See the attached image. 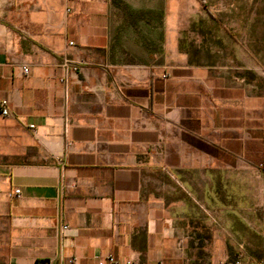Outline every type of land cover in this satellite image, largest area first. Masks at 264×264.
Masks as SVG:
<instances>
[{
    "label": "crops",
    "instance_id": "1",
    "mask_svg": "<svg viewBox=\"0 0 264 264\" xmlns=\"http://www.w3.org/2000/svg\"><path fill=\"white\" fill-rule=\"evenodd\" d=\"M182 1L0 0V264H264L251 0L194 27Z\"/></svg>",
    "mask_w": 264,
    "mask_h": 264
},
{
    "label": "rangeland",
    "instance_id": "2",
    "mask_svg": "<svg viewBox=\"0 0 264 264\" xmlns=\"http://www.w3.org/2000/svg\"><path fill=\"white\" fill-rule=\"evenodd\" d=\"M122 9H124L127 15L131 16V19L136 24L139 21H148L151 23L161 24L162 11L167 0H114ZM203 1V2H202ZM188 0L182 1L183 6H187L190 10L194 11L195 18L190 20L189 25L195 26L196 24H207L214 23L208 13L210 11L212 14L215 13L213 19H216L220 23H228L233 17L229 15L228 8L230 3L233 5L238 3L234 0ZM247 1V7H251L253 11V39L260 37L262 30L264 29V0H251V3ZM236 5V4H235ZM203 10V11H202ZM208 10V11H207ZM207 13V14H206ZM214 15V14H213ZM192 27V28H193ZM256 41V40H255ZM253 44V56L258 58V66H261L260 56L262 55L260 49V43ZM262 66H264L262 64Z\"/></svg>",
    "mask_w": 264,
    "mask_h": 264
},
{
    "label": "built area",
    "instance_id": "3",
    "mask_svg": "<svg viewBox=\"0 0 264 264\" xmlns=\"http://www.w3.org/2000/svg\"><path fill=\"white\" fill-rule=\"evenodd\" d=\"M66 10H69V8H66ZM62 68L64 69V74H67L69 72L76 73L79 69V63L78 62H64L62 64ZM23 72H27V67H22ZM60 81L65 82V75L60 78ZM0 113L2 115H6L8 113V101L6 98L0 99ZM32 127V125H30ZM66 225H62L61 229H65ZM67 263H71L72 259H67ZM96 264H134L131 259H125V260H119L113 255H106L103 258L96 259ZM161 264V263H159ZM221 264H263L261 261H253V260H245L240 255H236L232 258H226L224 261L221 262Z\"/></svg>",
    "mask_w": 264,
    "mask_h": 264
},
{
    "label": "trees",
    "instance_id": "4",
    "mask_svg": "<svg viewBox=\"0 0 264 264\" xmlns=\"http://www.w3.org/2000/svg\"><path fill=\"white\" fill-rule=\"evenodd\" d=\"M202 1V0H201ZM203 2V1H202ZM208 11V10H207ZM208 13H209V15L211 16V17H213L214 18V15L210 12V11H208ZM256 40V41H255ZM254 41H255V43L257 44V43H260V49H261V52H262V55L260 56V59H263L264 58V29L262 30V33H261V35H260V37H256V39H255Z\"/></svg>",
    "mask_w": 264,
    "mask_h": 264
}]
</instances>
